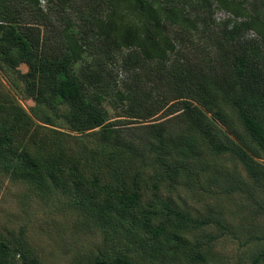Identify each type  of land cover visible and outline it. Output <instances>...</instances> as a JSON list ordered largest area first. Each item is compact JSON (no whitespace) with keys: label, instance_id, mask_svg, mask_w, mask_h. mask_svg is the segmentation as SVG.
Masks as SVG:
<instances>
[{"label":"trees","instance_id":"1","mask_svg":"<svg viewBox=\"0 0 264 264\" xmlns=\"http://www.w3.org/2000/svg\"><path fill=\"white\" fill-rule=\"evenodd\" d=\"M126 1L136 6L140 23L130 22L122 31L113 26L121 48L138 49L135 59H122L130 74L121 80L108 67L116 65L115 52L106 62L104 52L96 56L100 44L91 62L75 68L88 47L68 26L49 30L52 18L40 0H0V61L17 73L26 95L62 120L68 131L37 124L19 104L8 107L16 111L8 121L12 111H4L0 101V163L20 161L11 178L45 201L56 190L76 199L85 213L80 231L94 232L98 221L110 230L108 241L116 235L139 245L120 248L113 258L81 252L72 264H207L204 257L188 256L183 231L215 220L192 219L149 189L157 188L163 174L184 182L200 179L209 168L222 174L223 166L210 158L225 154L264 188L260 50L240 42L241 35L233 43L239 26L227 34L226 43L220 42L227 47L209 65L182 62L171 57L176 40L164 25L176 20L174 14L154 12V0ZM20 66L28 70L21 72ZM104 102L115 112L113 120L102 109ZM230 185L243 191L245 182L233 179ZM158 205L176 221L152 219ZM260 256L264 259V247ZM16 257L22 264H41L27 250L0 242V259Z\"/></svg>","mask_w":264,"mask_h":264},{"label":"rangeland","instance_id":"2","mask_svg":"<svg viewBox=\"0 0 264 264\" xmlns=\"http://www.w3.org/2000/svg\"><path fill=\"white\" fill-rule=\"evenodd\" d=\"M39 4L52 18L49 30L55 26L59 29L68 26L88 47L75 68L91 62L100 44L102 48L96 56L104 52L106 62L115 52L116 65L112 63L108 67L119 73V79L129 78L130 73L122 66V59H135L138 49L121 48L113 26L122 31V27H128L130 22L140 23L134 3L126 0H40ZM153 7L154 12L160 14L162 9L176 18L164 22L168 36L176 40V50L171 57L185 63L209 65L216 59L218 51L227 47L220 42L226 43L227 34L240 26L233 34V43L241 35L240 42L258 47L264 65V0H154ZM164 15L161 11V16ZM19 70L26 72L28 69L20 66ZM0 101L5 106L4 111H12L8 121L16 112L15 108L9 110L8 107L19 104L37 124L68 132L62 120L26 95L17 73L1 61ZM102 109L109 119H114L115 112L106 102ZM34 112L42 121L37 120ZM210 159L211 163L216 161L223 166L222 174L209 168L200 179L193 176L186 182L181 177L163 174L157 181V188L150 186V192H157L161 202L169 200L175 210L188 212L192 219L215 220L201 227L190 224L184 229L190 258L204 257L207 264H264L260 256L264 247V188L255 185L230 154ZM260 163L264 167V160ZM17 165L21 162L0 163V242L12 250H27L41 264H72L81 252L113 258L120 248L139 246L130 240L123 242L116 235L108 241L110 230L98 221L94 232L80 231L85 213L77 207V200L66 197L61 190H56L48 201L39 198L27 184L11 178V171ZM233 179L245 182L243 191L232 188ZM154 211V220L169 217L176 221L161 205ZM125 234L129 238L127 231ZM145 236L147 239L149 234ZM0 262L22 264L18 257L15 260L0 259ZM152 264L167 263L153 261Z\"/></svg>","mask_w":264,"mask_h":264}]
</instances>
